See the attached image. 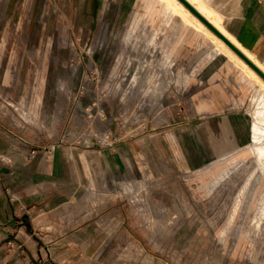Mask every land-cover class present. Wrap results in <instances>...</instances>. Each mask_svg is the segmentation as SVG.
Here are the masks:
<instances>
[{"label": "rangeland", "instance_id": "rangeland-1", "mask_svg": "<svg viewBox=\"0 0 264 264\" xmlns=\"http://www.w3.org/2000/svg\"><path fill=\"white\" fill-rule=\"evenodd\" d=\"M207 41L162 0H0V264H264V93Z\"/></svg>", "mask_w": 264, "mask_h": 264}, {"label": "crops", "instance_id": "crops-1", "mask_svg": "<svg viewBox=\"0 0 264 264\" xmlns=\"http://www.w3.org/2000/svg\"><path fill=\"white\" fill-rule=\"evenodd\" d=\"M217 5V10L222 16L223 22L227 29L239 41L243 48L255 55L264 63V0H214L209 1ZM217 1V2H216ZM222 5V12L219 7ZM2 157V155H0ZM85 226L76 227L70 231L69 237H90L96 234V231L88 235ZM107 236H125V232L118 228L111 231ZM96 236V235H95ZM67 237V236H66ZM2 240V239H1ZM74 259L67 260V264L75 262ZM65 262V261H64ZM56 263L55 261L49 262ZM33 264H42L35 261Z\"/></svg>", "mask_w": 264, "mask_h": 264}, {"label": "bare ground", "instance_id": "bare-ground-1", "mask_svg": "<svg viewBox=\"0 0 264 264\" xmlns=\"http://www.w3.org/2000/svg\"><path fill=\"white\" fill-rule=\"evenodd\" d=\"M166 8L173 13L182 17L183 21L201 33H203L208 41L205 45L212 44L219 53H222L227 59L231 60L234 65L238 66L247 76L256 82L264 93V78H262L256 71H254L240 56H238L221 38L214 34L200 19H198L183 3L179 0H162ZM193 6L202 13L214 26H216L230 41L239 47L258 67L264 70V63H262L255 55L247 51L233 34L225 26L222 16L219 14L217 5L210 3L207 0H188ZM217 2V1H216ZM130 48V47H129ZM140 51V50H139ZM231 62V63H232ZM256 87V86H255ZM256 137V134H254ZM262 142V141H261ZM254 150L256 158L264 164V145L256 147Z\"/></svg>", "mask_w": 264, "mask_h": 264}, {"label": "water", "instance_id": "water-1", "mask_svg": "<svg viewBox=\"0 0 264 264\" xmlns=\"http://www.w3.org/2000/svg\"><path fill=\"white\" fill-rule=\"evenodd\" d=\"M198 19H200L214 34L221 38L238 56H240L254 71L264 78V70L258 67L239 47L228 39L216 26H214L202 13H200L188 0H179Z\"/></svg>", "mask_w": 264, "mask_h": 264}]
</instances>
